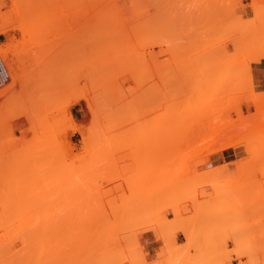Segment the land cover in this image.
I'll list each match as a JSON object with an SVG mask.
<instances>
[{
	"label": "rangeland",
	"instance_id": "rangeland-1",
	"mask_svg": "<svg viewBox=\"0 0 264 264\" xmlns=\"http://www.w3.org/2000/svg\"><path fill=\"white\" fill-rule=\"evenodd\" d=\"M0 60V264H264V0H0Z\"/></svg>",
	"mask_w": 264,
	"mask_h": 264
},
{
	"label": "crops",
	"instance_id": "crops-1",
	"mask_svg": "<svg viewBox=\"0 0 264 264\" xmlns=\"http://www.w3.org/2000/svg\"><path fill=\"white\" fill-rule=\"evenodd\" d=\"M1 62V60H0ZM151 240L150 243H157L156 239L152 236V234H149ZM161 250V247L159 245H157L156 247H152V246H147L146 247V251L150 256H155L156 254L159 253V251Z\"/></svg>",
	"mask_w": 264,
	"mask_h": 264
},
{
	"label": "bare ground",
	"instance_id": "bare-ground-1",
	"mask_svg": "<svg viewBox=\"0 0 264 264\" xmlns=\"http://www.w3.org/2000/svg\"><path fill=\"white\" fill-rule=\"evenodd\" d=\"M36 13H38V12H36ZM35 13V14H36ZM76 13V12H75ZM134 13V12H133ZM72 14H74L73 12H72ZM39 15H40V13H39ZM41 15H42V13H41ZM139 15V14H138ZM72 45V44H71ZM102 82H104L105 84H107V82H105V81H102ZM103 83V84H104ZM109 84V83H108ZM109 86V85H108ZM113 86V85H112ZM109 87H111V86H109ZM106 88H107V85H106ZM107 91V90H106ZM139 254H140V252H138ZM134 254H136V253H134ZM133 256H136V255H133Z\"/></svg>",
	"mask_w": 264,
	"mask_h": 264
}]
</instances>
